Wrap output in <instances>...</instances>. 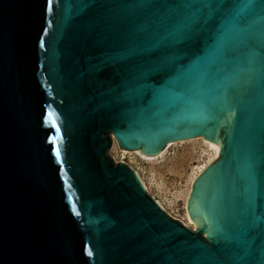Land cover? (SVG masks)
Wrapping results in <instances>:
<instances>
[{
	"label": "water",
	"instance_id": "obj_1",
	"mask_svg": "<svg viewBox=\"0 0 264 264\" xmlns=\"http://www.w3.org/2000/svg\"><path fill=\"white\" fill-rule=\"evenodd\" d=\"M173 6L0 0V264H264V0L212 22L226 57L173 40ZM195 137L191 229L107 151Z\"/></svg>",
	"mask_w": 264,
	"mask_h": 264
},
{
	"label": "rangeland",
	"instance_id": "obj_2",
	"mask_svg": "<svg viewBox=\"0 0 264 264\" xmlns=\"http://www.w3.org/2000/svg\"><path fill=\"white\" fill-rule=\"evenodd\" d=\"M128 151L130 153L122 152L116 141L115 144L112 141L107 153L114 161L122 159L136 170L147 186L146 192L160 201L170 217L185 222L184 199L191 187L190 176L208 152L202 141L196 139L173 144L162 156L153 160H144L131 153L133 150ZM187 227L194 229L191 225Z\"/></svg>",
	"mask_w": 264,
	"mask_h": 264
},
{
	"label": "snow or ice",
	"instance_id": "obj_3",
	"mask_svg": "<svg viewBox=\"0 0 264 264\" xmlns=\"http://www.w3.org/2000/svg\"><path fill=\"white\" fill-rule=\"evenodd\" d=\"M141 4L174 5L168 8L173 28L168 35L173 40L198 42L205 39L207 57H226L229 32L220 24L215 29L212 22L225 18L232 23L246 21L253 12L255 0H138ZM211 41V43H208ZM255 53H253L254 57ZM254 61L250 59V64ZM254 183V176L251 177ZM244 257H240L243 260Z\"/></svg>",
	"mask_w": 264,
	"mask_h": 264
},
{
	"label": "bare ground",
	"instance_id": "obj_4",
	"mask_svg": "<svg viewBox=\"0 0 264 264\" xmlns=\"http://www.w3.org/2000/svg\"><path fill=\"white\" fill-rule=\"evenodd\" d=\"M196 139H199L200 141H202V143L205 145V147L207 148L208 152L206 153V158L205 160H203L200 165L196 166L195 170L192 172L191 176H190V184L194 181V179L197 177V175L199 173L202 172V170L212 161L214 160L217 156H218V151H217V148L216 146L211 142L209 141L208 139H205V138H202V137H195V138H190V139H186V140H179V141H174V142H168L166 144V146L160 150L157 154L155 155H148V154H143V153H140L138 152L136 149L131 151V153H135L137 154L140 158L144 159V160H153V159H156L160 156H162L164 154V152L168 149V147H170L171 145L173 144H177V143H184V142H189V141H192V140H196ZM113 143L115 144V140L113 139ZM122 152H129L128 150H125V149H121ZM130 153V152H129ZM123 162V161H121ZM135 175L137 176L138 180L140 181L141 185L144 187V189H147V186L146 184L144 183V181L142 180V178L140 177V175L138 174V172L136 170H133ZM189 190H190V187L185 195V199H184V216H185V222H183L184 225L186 226H192L193 228H195V224L194 222L190 219L189 217V214L187 212V202H188V199H189ZM155 200V199H154ZM156 203L163 209V205L160 203V201L158 200H155Z\"/></svg>",
	"mask_w": 264,
	"mask_h": 264
},
{
	"label": "built area",
	"instance_id": "obj_5",
	"mask_svg": "<svg viewBox=\"0 0 264 264\" xmlns=\"http://www.w3.org/2000/svg\"><path fill=\"white\" fill-rule=\"evenodd\" d=\"M119 161H123L122 159H119Z\"/></svg>",
	"mask_w": 264,
	"mask_h": 264
}]
</instances>
